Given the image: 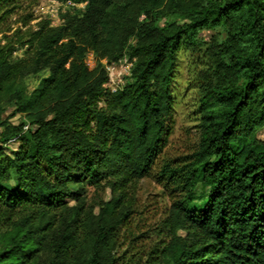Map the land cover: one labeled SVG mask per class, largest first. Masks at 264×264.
Masks as SVG:
<instances>
[{"label":"trees","instance_id":"1","mask_svg":"<svg viewBox=\"0 0 264 264\" xmlns=\"http://www.w3.org/2000/svg\"><path fill=\"white\" fill-rule=\"evenodd\" d=\"M21 1L0 0V32ZM56 1L72 6L31 33L23 56L0 41V264H129L124 190L151 175L178 198L136 264H264V0ZM219 27L203 49L197 146L154 173L177 53ZM124 56L132 66L113 91L101 61ZM104 186L110 198L87 207L89 188Z\"/></svg>","mask_w":264,"mask_h":264},{"label":"rangeland","instance_id":"2","mask_svg":"<svg viewBox=\"0 0 264 264\" xmlns=\"http://www.w3.org/2000/svg\"><path fill=\"white\" fill-rule=\"evenodd\" d=\"M70 6L72 4L69 2L62 3L56 0H23L6 19L3 30L0 32V41L10 40L16 48L14 55L23 56V52L27 48L26 42L31 33L45 22H48L49 26L60 25L62 23L61 14L69 10ZM76 6L82 7L83 4ZM174 19L176 18L170 17L167 20ZM224 35L225 29L222 27L203 30L197 38L196 46L183 47L177 53L173 81L175 106L171 121L172 133L168 136L166 145L157 159L153 169L154 173L163 162L181 163L185 156L196 148L199 137L195 119L199 94L198 78L200 70L204 69L206 64L203 49L213 38L224 37ZM85 61L89 67H93L96 63L91 52L87 53ZM101 62L105 64L108 72V81L105 86L110 89L122 85L132 66V62L127 56L116 62H107L104 59ZM45 75H47L46 70L27 75L28 91H31L40 78ZM1 116L13 124H17L20 120V115L10 116V109H6ZM257 135L264 139V127L258 131ZM15 146L16 144L13 142L8 145L10 148ZM201 192L202 188L199 184L196 195L199 196ZM110 196L111 190L108 186L99 190L89 188L86 205L90 207L95 205L99 198L107 200ZM175 198H178L177 192L158 183L154 175L142 178L124 190L123 204L128 205L132 211L120 229V240L123 243L119 247V252L127 250L126 256L134 258L128 261V257H126L129 264L143 261L151 246L165 233L162 231V222ZM94 210L96 212V206H94ZM119 264L126 263L122 259Z\"/></svg>","mask_w":264,"mask_h":264},{"label":"built area","instance_id":"3","mask_svg":"<svg viewBox=\"0 0 264 264\" xmlns=\"http://www.w3.org/2000/svg\"><path fill=\"white\" fill-rule=\"evenodd\" d=\"M116 88H118V87H116ZM116 88H113V89H111V90H113V91H114Z\"/></svg>","mask_w":264,"mask_h":264}]
</instances>
